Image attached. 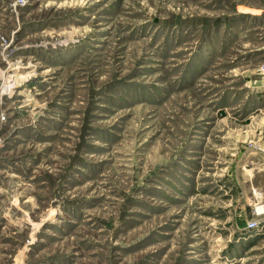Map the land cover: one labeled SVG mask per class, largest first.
Listing matches in <instances>:
<instances>
[{
    "label": "rangeland",
    "instance_id": "1",
    "mask_svg": "<svg viewBox=\"0 0 264 264\" xmlns=\"http://www.w3.org/2000/svg\"><path fill=\"white\" fill-rule=\"evenodd\" d=\"M263 62L264 0H0V264H264Z\"/></svg>",
    "mask_w": 264,
    "mask_h": 264
},
{
    "label": "bare ground",
    "instance_id": "2",
    "mask_svg": "<svg viewBox=\"0 0 264 264\" xmlns=\"http://www.w3.org/2000/svg\"><path fill=\"white\" fill-rule=\"evenodd\" d=\"M14 76H15V74H12V75H9L8 77H12V78H13ZM12 78H11V79H12ZM8 83H10V82H8ZM29 93H30V92H29ZM24 94H25V93H24ZM258 210H263V206H262V207L260 206V207L258 208ZM257 215H258V214H257ZM257 223H258V222H257Z\"/></svg>",
    "mask_w": 264,
    "mask_h": 264
},
{
    "label": "built area",
    "instance_id": "3",
    "mask_svg": "<svg viewBox=\"0 0 264 264\" xmlns=\"http://www.w3.org/2000/svg\"><path fill=\"white\" fill-rule=\"evenodd\" d=\"M260 70H261L262 73H264V62L261 64Z\"/></svg>",
    "mask_w": 264,
    "mask_h": 264
},
{
    "label": "crops",
    "instance_id": "4",
    "mask_svg": "<svg viewBox=\"0 0 264 264\" xmlns=\"http://www.w3.org/2000/svg\"><path fill=\"white\" fill-rule=\"evenodd\" d=\"M261 51V50H260Z\"/></svg>",
    "mask_w": 264,
    "mask_h": 264
}]
</instances>
